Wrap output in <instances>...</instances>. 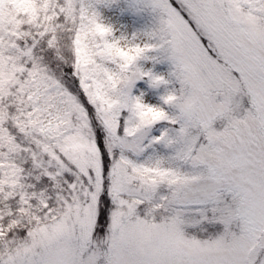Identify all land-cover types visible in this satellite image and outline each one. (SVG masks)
Returning <instances> with one entry per match:
<instances>
[{"label": "snow or ice", "instance_id": "6c2138e0", "mask_svg": "<svg viewBox=\"0 0 264 264\" xmlns=\"http://www.w3.org/2000/svg\"><path fill=\"white\" fill-rule=\"evenodd\" d=\"M0 264H264V0H0Z\"/></svg>", "mask_w": 264, "mask_h": 264}]
</instances>
